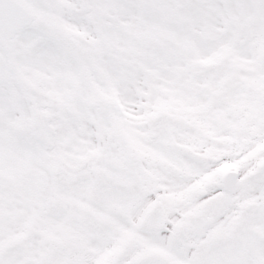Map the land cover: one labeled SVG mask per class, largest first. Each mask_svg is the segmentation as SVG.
<instances>
[{
    "label": "snow or ice",
    "instance_id": "obj_1",
    "mask_svg": "<svg viewBox=\"0 0 264 264\" xmlns=\"http://www.w3.org/2000/svg\"><path fill=\"white\" fill-rule=\"evenodd\" d=\"M0 264H264V0H0Z\"/></svg>",
    "mask_w": 264,
    "mask_h": 264
}]
</instances>
